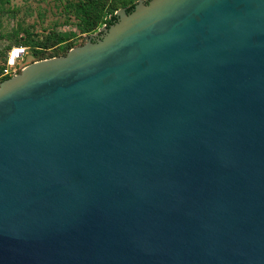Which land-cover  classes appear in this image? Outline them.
<instances>
[{
    "label": "water",
    "instance_id": "obj_1",
    "mask_svg": "<svg viewBox=\"0 0 264 264\" xmlns=\"http://www.w3.org/2000/svg\"><path fill=\"white\" fill-rule=\"evenodd\" d=\"M116 14L0 85V264H264V0Z\"/></svg>",
    "mask_w": 264,
    "mask_h": 264
},
{
    "label": "rangeland",
    "instance_id": "obj_2",
    "mask_svg": "<svg viewBox=\"0 0 264 264\" xmlns=\"http://www.w3.org/2000/svg\"><path fill=\"white\" fill-rule=\"evenodd\" d=\"M0 0V42L2 48L14 43L32 41L27 45L29 54L19 66L30 65L45 59L66 56L67 45L73 48L85 45L89 35H96L106 24L90 33H83V8L94 10L103 3H116L119 0ZM140 0H137V2ZM124 9V7L119 8ZM118 10V11H119ZM117 13V12H116ZM110 18V15L108 19ZM65 37V41H60ZM4 56L0 53V64ZM2 83L0 77V85Z\"/></svg>",
    "mask_w": 264,
    "mask_h": 264
},
{
    "label": "trees",
    "instance_id": "obj_3",
    "mask_svg": "<svg viewBox=\"0 0 264 264\" xmlns=\"http://www.w3.org/2000/svg\"><path fill=\"white\" fill-rule=\"evenodd\" d=\"M92 2L95 3L97 1L92 0ZM93 4L90 5L91 9L89 7L83 8V14H84V18L82 19V22H83L82 32L83 33L93 32L100 25H102L104 23L108 27H110L111 25L116 23L118 20V16H117L116 12L119 10V8L124 7V8H126L127 12L130 13L134 10V8L137 4V0H119V4H116V3L105 4V3H103V5L98 8L97 12L92 11V10H94ZM109 15H110V18L108 19ZM65 40H66L65 37L60 38V41L64 42ZM31 42L32 41L21 42L19 40H16L14 43L7 45L4 48H2V46H1L2 44L0 42V53H2V55L4 56L3 62H2V64H0V77L2 75L3 68H4L6 60H7L8 52L11 49V47L14 45L27 46ZM72 48L73 47L71 45H67V51L71 50ZM9 78H11V77H4V78H1V80L3 82L4 80H7Z\"/></svg>",
    "mask_w": 264,
    "mask_h": 264
},
{
    "label": "built area",
    "instance_id": "obj_4",
    "mask_svg": "<svg viewBox=\"0 0 264 264\" xmlns=\"http://www.w3.org/2000/svg\"><path fill=\"white\" fill-rule=\"evenodd\" d=\"M29 54V48L23 45H14L8 52L7 60L3 68L1 78L4 77H16L18 76L24 67L19 69V66L26 61Z\"/></svg>",
    "mask_w": 264,
    "mask_h": 264
},
{
    "label": "flooded vegetation",
    "instance_id": "obj_5",
    "mask_svg": "<svg viewBox=\"0 0 264 264\" xmlns=\"http://www.w3.org/2000/svg\"><path fill=\"white\" fill-rule=\"evenodd\" d=\"M102 34V33H101Z\"/></svg>",
    "mask_w": 264,
    "mask_h": 264
}]
</instances>
